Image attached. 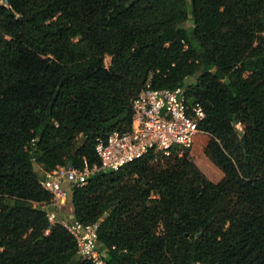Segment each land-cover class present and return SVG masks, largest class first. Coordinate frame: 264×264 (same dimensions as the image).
I'll return each mask as SVG.
<instances>
[{
	"label": "trees",
	"instance_id": "trees-1",
	"mask_svg": "<svg viewBox=\"0 0 264 264\" xmlns=\"http://www.w3.org/2000/svg\"><path fill=\"white\" fill-rule=\"evenodd\" d=\"M147 80L202 105L221 178L149 152L69 186V216L99 221L105 264H264V0H0V264H95L41 180L99 166Z\"/></svg>",
	"mask_w": 264,
	"mask_h": 264
},
{
	"label": "built area",
	"instance_id": "built-area-1",
	"mask_svg": "<svg viewBox=\"0 0 264 264\" xmlns=\"http://www.w3.org/2000/svg\"><path fill=\"white\" fill-rule=\"evenodd\" d=\"M132 117L130 127L120 132L111 131L105 138H97L95 150L100 165L89 167L86 163L78 168L72 164L57 165L43 173L41 184L51 194L50 202L42 207L50 225L61 223L74 237L77 254L81 259L95 264H105L98 250L97 231L99 221L82 223L69 214L59 217L58 210L69 208V186L86 183L93 171H117L125 164L151 152L169 155L172 148L192 150L196 136L202 133L199 123L206 111L198 102H190L182 86L173 89L153 88L149 80L131 100ZM156 160V156H154Z\"/></svg>",
	"mask_w": 264,
	"mask_h": 264
},
{
	"label": "rangeland",
	"instance_id": "rangeland-1",
	"mask_svg": "<svg viewBox=\"0 0 264 264\" xmlns=\"http://www.w3.org/2000/svg\"><path fill=\"white\" fill-rule=\"evenodd\" d=\"M183 25L185 27H189L191 25V20L189 19V20L185 21L183 23ZM109 61H110V56L107 55L105 57L106 65L109 64ZM191 79H193V78L188 77L186 79V81H189ZM236 128H237L238 132H240L242 130V125L236 124ZM196 139H198V144L202 145L204 140H205V142H207V140L209 139V135L207 133H199V134H197ZM189 154L191 155L193 160L197 163L199 168L208 176L209 179H211L213 181H218L221 178V176H220V175H222L221 170L219 168H217L208 159V157L205 155L202 147L196 148V146H193L192 150H189ZM35 168L37 169V171H40V168L38 166H35ZM68 213H70V210L67 207H63L61 210H58L59 217H65L68 215ZM99 248H101L100 244H99Z\"/></svg>",
	"mask_w": 264,
	"mask_h": 264
},
{
	"label": "crops",
	"instance_id": "crops-1",
	"mask_svg": "<svg viewBox=\"0 0 264 264\" xmlns=\"http://www.w3.org/2000/svg\"><path fill=\"white\" fill-rule=\"evenodd\" d=\"M202 133H205V132H202ZM205 144H206L205 140H204V142L201 145V144H198V139H196V141L194 143V146H196V148H199V147L201 148V147H205ZM220 176H222V175H220Z\"/></svg>",
	"mask_w": 264,
	"mask_h": 264
},
{
	"label": "water",
	"instance_id": "water-1",
	"mask_svg": "<svg viewBox=\"0 0 264 264\" xmlns=\"http://www.w3.org/2000/svg\"><path fill=\"white\" fill-rule=\"evenodd\" d=\"M241 139H242V140L245 139V134H242ZM197 235H199V233H198Z\"/></svg>",
	"mask_w": 264,
	"mask_h": 264
}]
</instances>
